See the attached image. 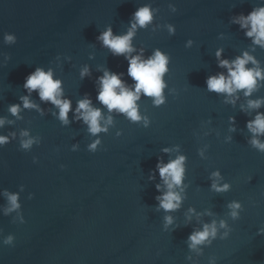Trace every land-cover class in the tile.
<instances>
[{"label":"water","instance_id":"obj_1","mask_svg":"<svg viewBox=\"0 0 264 264\" xmlns=\"http://www.w3.org/2000/svg\"><path fill=\"white\" fill-rule=\"evenodd\" d=\"M145 3L159 12L152 24L138 29L133 44L137 51L145 50V57L156 48L170 53L171 70L165 79L176 92L166 89L167 102L159 107L142 96L138 103L150 117L147 128L113 112L109 131L97 134L103 138L100 149L89 152L95 137L82 120L73 118L76 102L90 93L93 105L106 116V107L95 99L97 78L105 67L125 74L128 67L123 55H112L96 37L109 24L117 33L126 32L132 14ZM261 3L264 0H0V117L11 121L0 127V135L16 133L0 146V191L17 192L24 185L20 198L26 219L21 224L16 212L4 215L6 200L0 195V264H264V234L257 231L264 227V153L250 145L252 133L246 127L256 112H264V106L247 108L249 99L264 97V87L249 97L241 90L227 98L235 100L231 103L226 94L209 92L206 84L208 76L227 72L218 66L217 49L229 60L247 50L264 68V48L253 45L245 30L231 23L234 15L247 14ZM169 4L178 10L173 12ZM169 23L176 26L175 35L169 34ZM6 32L16 34L14 44L4 42ZM189 39L194 41L190 48L185 46ZM38 66L54 68L62 79L64 95L72 100L69 125L53 115L58 109L41 101L38 90L30 99L42 112L22 108L16 117L8 112L9 104L22 103L25 78ZM85 66L90 75L82 79ZM123 79L134 83L127 75ZM232 116L235 132L230 131ZM22 130L39 141L27 151L20 148ZM118 131L123 132L120 137ZM165 147L171 151L165 153ZM180 154L187 156L182 205L171 213L157 211L155 186L162 180L158 169L155 179L149 176L159 160L167 163ZM217 169L221 183L231 182V190L211 189V173ZM29 193L35 194L32 199ZM232 200L244 204L236 220L227 207ZM190 208L203 215L190 213ZM168 214L180 225L174 232L163 230ZM213 219L227 220L230 236L201 246L202 253L190 251L189 234ZM9 234H15V242L4 245Z\"/></svg>","mask_w":264,"mask_h":264},{"label":"clouds","instance_id":"obj_2","mask_svg":"<svg viewBox=\"0 0 264 264\" xmlns=\"http://www.w3.org/2000/svg\"><path fill=\"white\" fill-rule=\"evenodd\" d=\"M173 12H176L177 6L169 4ZM158 7H153L152 4H142L132 14L129 21V27L126 32L117 33L114 31L111 24L107 25L103 30L99 31L96 40L101 42L102 46L109 49L114 56L123 55L128 61L127 73L116 72L110 68L103 69V75L97 78L98 91L95 99L98 100L107 109V115L103 114L104 109L97 108L93 105L92 96L90 93H85L83 98L76 102V108L73 118L77 121L82 120L87 125V131L91 137H95L87 146L89 152L95 153L100 149L103 143V138L99 137V133H107L109 126L114 124L113 112L123 114L125 118L131 123L140 124L147 128L150 124V117L142 112L141 105L138 101L143 97L152 98L151 102L154 107H159L167 102L168 95L166 89L172 93L176 89H169L168 81L165 79L166 74L170 72L171 55L167 51L156 48L150 56L145 57L144 49L137 51L133 44V39L139 28H147L152 24L157 13ZM231 23L238 24L244 31L246 37L252 38L253 45H259L264 48V3L253 6L252 10L245 14L243 12L234 15L231 18ZM170 35H175L176 26L169 23L167 25ZM17 41L15 33L6 32L4 35V42L6 44H14ZM194 41L189 39L186 47L190 48ZM133 53H136L133 55ZM223 49H217L215 55L218 60L220 68H226L227 72H220L210 75L206 78L207 90L209 92H217L226 94V102L235 103V100H228L234 94L243 90L245 97L251 96L254 91H258L260 87H264V68L261 67L260 62L245 50L241 55L235 59L229 60L221 58ZM7 59H10V54H5ZM71 59V57H69ZM251 63V67H248ZM90 75V68L83 67L80 70V77L83 79ZM127 75L131 77L134 83L129 84L123 77ZM62 79L55 75L54 68L45 69L38 66L35 70L25 78L23 88L27 90V95L20 97L22 103L9 104L8 112L16 117L22 111V108H39L33 100L30 99L33 91L38 90L39 99L41 101H50L51 104L58 109L53 112V115L61 122L62 125L67 126L71 123L69 119V112L72 110V100L70 97H65L62 88ZM264 106V97L257 99H249L247 108L256 110ZM242 110L244 106H241ZM235 116L229 117L231 128L230 131L235 132ZM11 123L6 118L0 117V127L5 123ZM247 129L252 133L249 140L250 145L261 153H264V140L260 137L264 136V112H256L254 119H250L246 124ZM123 134L122 131L116 133L117 137ZM20 148L22 150H29L33 144L39 141L30 136L27 130L20 132ZM16 138V133L12 132L10 135H0V146H4ZM229 141L232 139L228 138ZM77 146H73L72 151H76ZM165 153L171 151L170 148L163 149ZM201 155L203 151L201 150ZM38 157H33L36 162ZM187 156L184 154L177 155L174 159H170L165 163L162 159L156 164L153 174L149 179H155V171L158 169L159 176L162 183L156 184L158 195L155 199L159 202L156 205V210H163L165 213L177 211L182 205V193L184 192L183 181L186 173ZM66 165H61V168ZM214 177L211 184V189L215 192H227L231 190V182L221 183L223 177L219 169L211 173ZM251 180V177L249 178ZM24 191V185H21L19 191L13 192L7 188L0 191L6 200L4 208V215H9L16 212L20 217L21 224L26 223L25 216L22 210V201L20 193ZM34 193H29L28 198L32 199ZM229 215L233 220L240 216V210L244 204L240 200H232L228 203ZM190 213H195L194 208L189 209ZM197 216L202 213H195ZM208 215H213L208 211ZM191 220V216L188 217ZM179 224H175V217L168 214L163 217V230L174 232L179 228ZM221 229H224L222 233ZM258 234H264V227H260ZM232 232L229 228L228 222L225 219L211 220V222H204L201 228L194 229L187 237L188 248L190 251H203L201 246H211L213 241L218 237L219 239H227ZM15 234H9L3 240L4 245H13L15 242ZM191 261V255L186 257ZM211 264H216L215 260Z\"/></svg>","mask_w":264,"mask_h":264}]
</instances>
